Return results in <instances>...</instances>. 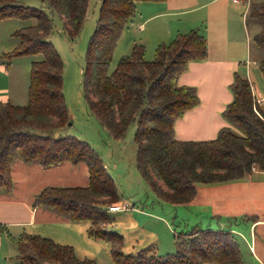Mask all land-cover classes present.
I'll return each instance as SVG.
<instances>
[{"label": "trees", "instance_id": "obj_1", "mask_svg": "<svg viewBox=\"0 0 264 264\" xmlns=\"http://www.w3.org/2000/svg\"><path fill=\"white\" fill-rule=\"evenodd\" d=\"M42 1L50 13L21 0H0V22L35 21L12 33L17 43L1 54L2 61L9 65L18 56L42 55L31 62L26 103H0V193L11 190V168L17 160L41 167L83 163L86 186L44 187L34 195L32 206L68 222L87 223V236L108 244L113 264H242L240 246L228 228L195 226L177 235L179 248L173 253L157 254L152 246L134 253L122 251L123 236L107 228L111 222L108 207L119 205L121 195L103 159L84 139L53 135L71 121L63 92V61L48 40L54 28L51 14L63 19L62 29L73 41L84 23L88 0ZM140 1L166 0L100 1L81 69L83 98L90 115L114 140H123L135 125V167L158 201L187 205L194 200L198 183L219 184L250 178L254 171L264 173V110L255 108L250 84L239 74H234L230 84L233 98L222 113L238 132L223 127L211 140L175 139V119L199 102L193 87L177 82L189 62L207 57V41L197 29L159 44L151 60L145 58V46L134 43L130 53L108 72L117 42ZM245 19L262 28L251 42L262 51L257 66L264 79V1H250ZM0 232L7 234L1 224ZM10 241L18 264H96L91 258H78L72 246L41 235L23 232Z\"/></svg>", "mask_w": 264, "mask_h": 264}, {"label": "crops", "instance_id": "obj_2", "mask_svg": "<svg viewBox=\"0 0 264 264\" xmlns=\"http://www.w3.org/2000/svg\"><path fill=\"white\" fill-rule=\"evenodd\" d=\"M239 3L232 0H166L136 4L140 8L139 16H135L127 26L136 25L138 35L132 37L131 47L134 43L143 44L146 59L153 56L147 52H154L159 44L169 43L176 34L191 29H197L207 41V57L189 62L187 69L178 76L180 86L196 90L199 102L175 119L176 140H211L223 127L236 131L222 115L233 98L230 84L235 73L248 80L254 98L264 100L258 91L259 86L251 77V69H256L257 62L263 57L260 50L252 46L251 39L262 28L257 22H246L245 14L237 7ZM14 21L0 22V103L22 105L26 103L27 95L23 101L19 73L11 63L6 65L1 58L2 53L11 50L17 43L12 33L25 26ZM251 62L255 66H251ZM84 139L92 144L88 136ZM104 166L109 172L105 163ZM11 178V190L0 193V224L7 232H0V264H18L15 257L11 260L6 254L10 237H18L23 232L48 237L75 248L81 246L87 252V247L94 243L86 234L87 223L68 222L54 213L32 206L34 195L44 187L86 186L88 174L83 163L41 167L17 160L12 165ZM184 206H211V211L207 212L212 217H218L217 226L227 227L236 237L242 264H264V173L254 171L250 178L196 186L194 200ZM122 207L124 209L119 211L128 208ZM228 218L233 223L224 221Z\"/></svg>", "mask_w": 264, "mask_h": 264}, {"label": "rangeland", "instance_id": "obj_3", "mask_svg": "<svg viewBox=\"0 0 264 264\" xmlns=\"http://www.w3.org/2000/svg\"><path fill=\"white\" fill-rule=\"evenodd\" d=\"M100 1L88 0L84 23L78 37L73 41L67 39L62 29L63 19L55 12L51 14L54 28L48 40L53 44L63 61V92L71 121V125L55 130L53 135L55 137L75 135L81 139L88 136L92 144L88 143L102 156L103 162L113 179H115L118 193L121 195L120 206L128 207L124 211L109 213L111 222L107 223L109 230H114L123 236L124 246L122 251L124 253H134L148 246H152L157 254L173 253L179 248L177 243L178 234L190 231L195 226L212 230L226 229L227 227L217 226L218 217H212V214L207 212L208 210L211 211V206L191 207L158 201L135 167L136 151L133 141L135 125L130 126L123 140H114L105 134L99 127L98 121L90 115L83 98L81 69L84 64L87 43L98 18ZM21 2L33 7H42L47 13H50L42 0H21ZM237 7L242 14L247 11L245 1H241ZM139 12L140 8H137L135 16L138 17ZM13 20H15L14 22L23 23L25 26L35 23L33 19ZM137 35L138 31L134 23L129 24L124 29L113 52L108 72L115 68L122 56L130 53L131 39ZM252 46L257 48L253 43ZM148 53L153 54L154 52L152 50ZM260 53L262 54L261 50ZM41 58V54H31L18 56L11 62L12 68H15L19 73L18 80L21 83L19 89L23 93V101H25L27 95L31 61ZM151 59H153V56ZM251 66H255V64L251 62ZM251 77L257 87L259 86L258 91L261 92L260 95L264 98V79L258 66L256 69H251ZM236 132H238L237 128ZM43 133L47 134V132ZM204 185L206 184H196L197 187ZM134 210H136L135 213ZM224 221L228 224L233 223L231 218L224 219ZM93 242L88 247L86 245L87 252L81 246H76V248L73 246L76 256L78 258H91L96 264H113L108 244L99 240H93ZM16 253V248L9 242L6 256L14 260Z\"/></svg>", "mask_w": 264, "mask_h": 264}, {"label": "built area", "instance_id": "obj_4", "mask_svg": "<svg viewBox=\"0 0 264 264\" xmlns=\"http://www.w3.org/2000/svg\"><path fill=\"white\" fill-rule=\"evenodd\" d=\"M234 3H239L241 1H245L246 4H247V8H248V5H249V0H232ZM246 8V9H247ZM245 14V13H243ZM264 105V100L262 98H256L255 99V108L257 107H260L262 108V106ZM124 209L123 207L119 206V205H113V206H109L108 207V211L109 212H113V211H119V210H122Z\"/></svg>", "mask_w": 264, "mask_h": 264}]
</instances>
